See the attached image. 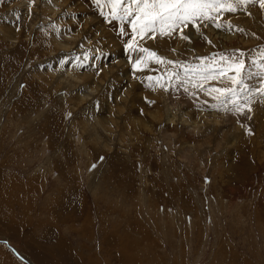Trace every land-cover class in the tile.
<instances>
[{
    "label": "rangeland",
    "instance_id": "rangeland-1",
    "mask_svg": "<svg viewBox=\"0 0 264 264\" xmlns=\"http://www.w3.org/2000/svg\"><path fill=\"white\" fill-rule=\"evenodd\" d=\"M51 10L30 28L29 11L26 26L27 11L0 0V241L32 264H264L260 0L184 27L188 39L137 36L173 62L142 70L133 63L146 54L125 47L132 17L112 19L105 0H56ZM234 60L244 89L228 78ZM232 87L241 112L207 94ZM170 97L175 115L162 109ZM113 115L114 126L104 122ZM0 250V264H24Z\"/></svg>",
    "mask_w": 264,
    "mask_h": 264
},
{
    "label": "snow or ice",
    "instance_id": "snow-or-ice-1",
    "mask_svg": "<svg viewBox=\"0 0 264 264\" xmlns=\"http://www.w3.org/2000/svg\"><path fill=\"white\" fill-rule=\"evenodd\" d=\"M95 2L98 5L100 4V0H95ZM245 2L246 0H105L106 5L110 8L109 15L112 19L132 17L130 23L133 36L125 47L132 52L146 54L135 58L134 70H142L147 67L149 61L160 64L173 63L172 61H165L164 58L148 48L138 46L137 36L140 39H143L149 33L152 34V38H155L157 34L170 36L173 32L179 30L181 38L188 39L183 33L184 27L192 25L198 29L197 21L211 20L213 12L235 11L236 6ZM260 6L264 8V0H260ZM216 26L219 27L220 25L217 24ZM130 59H132L131 56ZM222 59L225 58L222 57ZM244 67L242 60H234L227 68V71L234 73L233 76L228 78L234 85H240L242 89L245 88L242 83ZM226 74L225 70H221L217 75H204L202 78L204 80L217 79ZM148 79L151 80L152 77H148ZM157 84L163 86L159 80H157ZM260 91L264 93V89H260ZM207 94L221 104L227 105L230 103L237 112L243 110V106L236 99L238 93L235 87L227 89L211 88Z\"/></svg>",
    "mask_w": 264,
    "mask_h": 264
},
{
    "label": "bare ground",
    "instance_id": "bare-ground-1",
    "mask_svg": "<svg viewBox=\"0 0 264 264\" xmlns=\"http://www.w3.org/2000/svg\"><path fill=\"white\" fill-rule=\"evenodd\" d=\"M56 0H16V3H17V5H18V8H19V10H21V11H27L26 13H25V16L24 15H21V23L22 24H25L26 26H27V19H28V15H29V13H30V15H29V21H28V27H32V24H35L34 22H33V20L35 19V18H39V19H41V20H48V19H50L51 17H53L55 14H56V12L54 11V10H51V7L53 6V3L55 2ZM67 1H70V0H67ZM37 4V5H36ZM74 5H76L75 4V2L74 3H72V6H67V9L69 8H71L72 9V7H73V9L74 10H76L77 8H76V6H74ZM16 7V10H18L17 9V6H15ZM78 8H80V7H78ZM28 11H29V13H28ZM78 11V10H77ZM40 14H42L41 15V17L39 16ZM30 17H32V18H30ZM81 17L83 18V15H81ZM37 18V19H38ZM33 19V20H32ZM85 20H87V21H89V18L88 17H86L85 18ZM38 21V20H37ZM33 22V23H32ZM35 22H36V20H35ZM6 24H7V26H9L10 27V24H17V22H10V21H6ZM86 26H87V24H85ZM30 27V28H31ZM41 27V26H40ZM44 28V27H43ZM1 31V30H0ZM2 36H3V34H2ZM19 36V33L18 32H16L15 34H14V37L15 38H17ZM48 36H49V34H48ZM77 34H74V35H72V36H70V38L69 39H71V40H73V41H70V43L72 44V43H75L79 38H77ZM28 37V36H27ZM49 38V40H48V43L50 44V41H51V39H50V36L48 37ZM8 39L9 40H12V36H11V33L10 32H8ZM62 39V38H61ZM66 40V39H65ZM85 41V40H84ZM83 41V43L84 44H82L83 46H85V44H88V41H85L84 42ZM13 42H15V41H13ZM57 44V43H56ZM63 44V48L64 49H66L68 46H67V44L65 43V42H63L62 43ZM70 44V45H71ZM55 45V44H54ZM46 46H47V44H46ZM44 47H45V45H44ZM63 57H61V58H59V59H62ZM136 58V57H135ZM62 65L61 64H57V71L60 69L61 70V67ZM56 71V70H55ZM51 73V72H50ZM59 72H57V75H59L58 74ZM66 72H63V71H61V76H63L64 74H65ZM69 73V72H68ZM70 74V73H69ZM80 76H83V77H88V76H90V72H88V71H86V70H84L83 71V73L80 75ZM70 77H71V75H70ZM73 77V76H72ZM63 78V77H62ZM76 78V77H75ZM64 79V78H63ZM77 79V78H76ZM69 81H71V82H73L74 81V77H73V79H71V80H69ZM66 82V81H65ZM96 90V89H95ZM89 91V90H88ZM87 91V92H88ZM89 93H90V91H89ZM84 94V93H83ZM169 96H170V92L168 91V93H167ZM80 95V94H79ZM78 95V96H79ZM84 96V95H83ZM83 96H81L82 98H84ZM86 96H88V95H86ZM171 96H173V94L171 95ZM155 97V96H154ZM78 99V98H77ZM174 100V99H173ZM163 103H164V105H163V107H162V109L163 108H165L166 109V111H171V110H174V115L176 114V112H175V110L177 111L178 109L180 110V107H178V104L176 105L175 103L173 104L172 103V100H171V97H170V99H169V102H166L165 100L163 101ZM180 103V102H179ZM159 106V105H158ZM157 107V106H156ZM155 108V107H154ZM123 109V108H122ZM121 109V110H122ZM158 109V108H157ZM185 110V109H184ZM156 111V110H155ZM162 111V110H161ZM225 111V110H224ZM157 112V111H156ZM185 112V111H184ZM214 112V111H213ZM211 113V111L210 110H202V116H206L208 113L210 114V115H214V113ZM159 113V112H158ZM170 113V112H169ZM186 113V112H185ZM223 113V112H222ZM226 113H228V112H226ZM224 114L223 116L224 117H227V116H230L229 114ZM186 114H188V113H186ZM242 114V113H241ZM155 115H156V113H155ZM170 115V114H169ZM159 116V115H158ZM157 116V117H158ZM161 116V115H160ZM159 116V117H160ZM163 116V115H162ZM115 117L116 116H114L113 115V118L111 117V119H109L108 121H104V122H106V123H108V124H110L111 126H114V119H115ZM159 119V118H158ZM94 120V119H93ZM95 120L96 121H98V118L96 117L95 118ZM104 120V119H103ZM106 120V119H105ZM155 120V119H154ZM164 120H166V121H170V117L167 115V117L164 119ZM95 121V122H96ZM118 121V120H117ZM159 121V120H158ZM181 121V120H180ZM95 122H94V124H95ZM101 122V121H100ZM132 122V121H131ZM162 122V121H161ZM88 123H89V121H88ZM87 123V124H88ZM130 123V122H129ZM82 124V123H81ZM91 124H93V123H91ZM99 124H101V123H99ZM102 124H103V122H102ZM133 124V123H132ZM131 124V125H132ZM85 125V124H84ZM104 125V124H103ZM103 125H101V126H103ZM99 127H100V125H98ZM151 126V125H150ZM93 127V126H92ZM188 127V126H187ZM191 127V126H190ZM96 128V127H95ZM103 129L105 128V127H102ZM184 128V127H183ZM106 129V128H105ZM98 130V129H97ZM96 130V131H97ZM107 131V130H106ZM106 131H104V132H106ZM151 131V130H150ZM101 132H103L102 130H101ZM104 132H103V134H104ZM108 133V132H107ZM106 134V133H105ZM96 135V134H95ZM94 136V135H93ZM98 137V136H97ZM95 139L98 141V143H99V139H97L96 137H95ZM96 140H95V142H96ZM94 142V143H95ZM97 143V142H96ZM95 143V144H96ZM106 147V146H105ZM109 148V147H108ZM81 153V152H80ZM51 167V166H50ZM48 169V168H47ZM1 240V239H0ZM6 242V243H8V245H10L9 244V242L8 241H6V240H2V242ZM6 245V244H5ZM11 246V245H10ZM13 247V246H12ZM14 248V247H13ZM19 253V252H18ZM23 255H21L20 253H19V259H24L23 257H22ZM18 258V257H17ZM26 259V258H25ZM23 261V260H22ZM25 261V260H24ZM29 261V260H28ZM30 262V261H29ZM32 264V263H31Z\"/></svg>",
    "mask_w": 264,
    "mask_h": 264
},
{
    "label": "crops",
    "instance_id": "crops-1",
    "mask_svg": "<svg viewBox=\"0 0 264 264\" xmlns=\"http://www.w3.org/2000/svg\"><path fill=\"white\" fill-rule=\"evenodd\" d=\"M197 201H198V203H199V199H198V197H197ZM187 217V224L188 225H190V224H192V222H194L195 221V219L198 217V214H197V211H195V212H192L191 214H190V216H186ZM204 222V223H203ZM202 222V224H200V226L201 225H207V223L205 222V220ZM192 230V229H191ZM213 237L214 238H216V239H221V237L219 236V233H217V232H214L213 234ZM214 245H213V243H212V246L211 247H213ZM214 248H216V247H214ZM221 250H225V245H223V246H221ZM0 252H2L1 250H0ZM226 255V254H225ZM230 258V257H229Z\"/></svg>",
    "mask_w": 264,
    "mask_h": 264
}]
</instances>
